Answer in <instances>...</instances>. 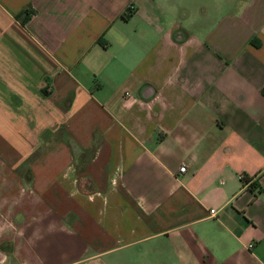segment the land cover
Wrapping results in <instances>:
<instances>
[{
    "label": "crops",
    "instance_id": "obj_1",
    "mask_svg": "<svg viewBox=\"0 0 264 264\" xmlns=\"http://www.w3.org/2000/svg\"><path fill=\"white\" fill-rule=\"evenodd\" d=\"M189 1L0 0V264H264V0Z\"/></svg>",
    "mask_w": 264,
    "mask_h": 264
},
{
    "label": "rangeland",
    "instance_id": "obj_2",
    "mask_svg": "<svg viewBox=\"0 0 264 264\" xmlns=\"http://www.w3.org/2000/svg\"><path fill=\"white\" fill-rule=\"evenodd\" d=\"M162 3H166L167 0H160ZM171 1V0H168ZM230 0H190L189 4L190 6H196L200 2L202 4L205 3L206 6H226V4ZM172 2L175 4V6H182L184 3V0H172Z\"/></svg>",
    "mask_w": 264,
    "mask_h": 264
},
{
    "label": "built area",
    "instance_id": "obj_3",
    "mask_svg": "<svg viewBox=\"0 0 264 264\" xmlns=\"http://www.w3.org/2000/svg\"><path fill=\"white\" fill-rule=\"evenodd\" d=\"M124 95H125V96H130L129 93H128L127 91L124 92ZM184 169H185V164H184V163H181V164L178 166V170H179V171H183ZM236 177H237L238 179L243 180V181H247V180H244V177H243V175H242L241 172H237V173H236ZM210 211H212V209H211Z\"/></svg>",
    "mask_w": 264,
    "mask_h": 264
},
{
    "label": "trees",
    "instance_id": "obj_4",
    "mask_svg": "<svg viewBox=\"0 0 264 264\" xmlns=\"http://www.w3.org/2000/svg\"><path fill=\"white\" fill-rule=\"evenodd\" d=\"M120 15H121L122 17H124V18L126 17V14L123 13V12H122ZM26 17H27V14H26V16H24V18H26Z\"/></svg>",
    "mask_w": 264,
    "mask_h": 264
}]
</instances>
